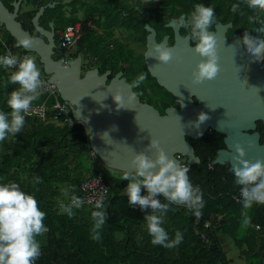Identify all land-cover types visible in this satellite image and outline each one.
<instances>
[{"label": "trees", "instance_id": "16d2710c", "mask_svg": "<svg viewBox=\"0 0 264 264\" xmlns=\"http://www.w3.org/2000/svg\"><path fill=\"white\" fill-rule=\"evenodd\" d=\"M2 1L13 11L12 3L15 0ZM124 1L72 0L71 4L66 0H22L19 21L35 35L33 17L40 7L55 3V7L45 10L41 25L49 27L50 22H54L57 46L59 47L61 31L81 24L79 49L70 57L74 59L79 54L96 57L97 61L93 66H98L100 72L109 66L118 70V61L132 62L133 65L135 61H139L133 60L134 53L127 42L137 39L145 42L147 34L145 20L124 17L122 12L129 11ZM195 3L213 6L216 23H226L232 19L233 5L240 3V0H162L161 5L170 11L172 17L177 18L182 12L189 13ZM24 6L33 8L25 10ZM244 7L247 16L236 14L238 25L244 28L257 27L258 25L250 23L255 13L246 5ZM93 26L103 29V32L93 30ZM165 27L163 25L162 35L168 32ZM115 29H120L126 41L121 42V39L115 38ZM183 29L184 34H188V30ZM2 36L4 42L14 44V54L23 56L28 53L7 30ZM107 43H114V48L106 51L104 48ZM61 51L57 59L65 55L67 50ZM6 52L8 50L0 40V54ZM37 61L46 75L39 57ZM139 63L137 74L147 73L146 79L137 86L142 97L152 103L159 90V101L169 99V103L162 109L163 113L172 106H178L175 104V97L151 76L144 61ZM12 70L0 67V110L4 111H10L6 104L8 93L19 86L8 80ZM146 80L149 85L145 84ZM149 91H154V94H149ZM45 99V96H38L34 102ZM48 114V122H41L36 118L25 119L20 132L9 134L0 140V182L14 181L22 190L34 193L38 206L46 213L43 222L48 231L36 237L40 242L41 252L35 264H231L223 246V238L232 239L240 255L245 258L244 264H264V204L254 203L247 209L242 204H236L232 194L237 192V184L234 182L231 166L217 165L213 169L208 167V161H214L218 151L225 146L223 135L207 131L197 138H187L199 158L197 164L190 165L189 174L195 185L205 191L207 207L203 218H198L196 212L186 205L171 204L165 214L163 226L169 233V239L179 231L185 234L186 242L182 246L166 247L151 243L145 213L139 206H130L128 203L125 190L127 181L122 177L110 179L103 170L89 162L88 158L96 155L91 153L90 136L85 128L59 125L51 120L53 112ZM97 170L103 171L110 186V194L104 202L107 215L105 223L98 229L100 238L94 240L91 212L95 207H73L74 214L70 217L62 210L61 204H69L72 195L81 197L82 182L94 176ZM35 177H40L39 182H34ZM160 199L163 201L164 197L161 196ZM245 216L250 221L242 236L240 221Z\"/></svg>", "mask_w": 264, "mask_h": 264}, {"label": "water", "instance_id": "95a60500", "mask_svg": "<svg viewBox=\"0 0 264 264\" xmlns=\"http://www.w3.org/2000/svg\"><path fill=\"white\" fill-rule=\"evenodd\" d=\"M21 3L22 0H15L12 3L14 9L11 11L0 0V24L17 41L25 37L34 38L30 47L23 48L36 53L40 58L46 75L50 76V81L57 83L60 97L70 106L74 118L82 121L90 130V148L108 169L123 173L134 171L131 159L137 152H145L154 159L155 149L145 147L151 139L156 140L158 146L170 158L182 163L177 157L180 155L187 158L190 165H195L199 162L198 154L187 138L202 136L211 128L226 137L227 145L226 149L218 151L215 164H228L231 168L235 166L237 161L234 157L238 156L237 144L246 153L244 159L264 161V145L260 144L259 136L245 133L252 127L256 117L249 116L250 120L245 121L251 122L250 127L240 126L234 120V115L240 116L233 108L235 75L232 64L236 58L234 54H246L247 49L241 48L243 45L239 35L231 40L226 37V32L232 24L218 23L217 31L212 32L220 42L219 56L223 68L221 78L217 82L204 80L199 83L193 80L192 73L202 58L194 51L191 40L181 35L180 27L175 25V19L167 24L175 33L174 45L170 46L173 55L167 63H161L154 57H146L154 43L169 46V36L158 42L156 31L149 25L146 26L149 33L145 54L147 68L151 76L173 94L180 104V108H169L165 115H161L154 106L141 102L130 84L122 78L121 72L108 82L110 71L100 74L97 68H93L83 73L81 54L69 61H66L65 57L57 59L54 22H50V29L41 25L45 10L55 7L56 4L39 8L32 19L36 31L33 35L19 21ZM239 59L241 63L246 61L253 69L238 73L237 77H264L259 68V61L254 60L252 56L238 57V63ZM252 83L256 84L253 80ZM116 93L121 96L117 106L113 99ZM193 97H197L200 103L196 104ZM201 113L210 116L211 122L204 124L203 121H198V115ZM240 187L237 184V190H240Z\"/></svg>", "mask_w": 264, "mask_h": 264}, {"label": "clouds", "instance_id": "9594fccd", "mask_svg": "<svg viewBox=\"0 0 264 264\" xmlns=\"http://www.w3.org/2000/svg\"><path fill=\"white\" fill-rule=\"evenodd\" d=\"M245 5L255 13L250 23L258 25L253 29L260 36H253L249 32L241 44L248 48L254 60L264 61V0H240V3L233 5L232 12L247 16ZM174 21L177 28L184 27L188 30L187 38L195 42L194 51L202 58L193 70V80L197 83L204 80L217 82L223 68L219 56L220 42L210 32V26L216 23L214 7L195 3L189 13H180ZM33 39L25 37L18 40L17 44L27 48L31 46ZM172 55L170 46L154 43L146 57H154L161 63H167ZM0 67L13 69L8 80L19 85L8 93L6 104L10 111L0 110V140H3L9 134L20 132L24 127L25 115L31 102L40 95L43 81L36 59L30 55L21 57L11 51L0 54ZM146 75L145 72L138 73L130 87L140 85ZM113 99L117 106V102L121 100L120 94H114ZM198 121L207 124L211 122V117L201 113ZM145 147L155 149V158L145 152H137L131 159L134 171L125 172L123 175V179L127 181L125 190L128 203L130 206H139L145 213L144 219L152 244L182 246L186 242L185 234L177 231L169 239V233L163 226L165 214L171 204L178 202L195 211L198 218H203L207 207L206 193L193 182L189 166L170 158L156 140L151 139ZM236 152L238 156L234 159L237 163L231 168V172L234 182L241 186L243 207L247 209L254 203L264 204V161L244 159L246 153L239 144L236 145ZM39 180L40 177L34 178V182ZM161 196L164 197L163 201ZM104 200L105 196L101 194L96 200L95 210L91 212L94 240L100 238L98 229L106 220ZM82 203L80 197L72 195L70 203L61 204V208L71 217L74 214L73 207H79ZM45 216L46 213L38 206L34 193L22 190L14 181L0 182V264H35L41 252V245L36 237L48 231L43 222ZM249 221L250 218L245 216L243 222L248 224Z\"/></svg>", "mask_w": 264, "mask_h": 264}, {"label": "flooded vegetation", "instance_id": "af4514ba", "mask_svg": "<svg viewBox=\"0 0 264 264\" xmlns=\"http://www.w3.org/2000/svg\"><path fill=\"white\" fill-rule=\"evenodd\" d=\"M122 1H124V0H122ZM124 2H126V4H127L126 9L129 10L128 12H122L123 15H125L124 16L125 18L137 20V21L140 19L145 20L146 21L145 26L149 25L150 27H152L156 31V39L158 42H161L165 36H169V46L174 45L175 33H174V30L172 28L167 26V24L172 19H175V17H172L170 11L161 5L162 0H128V1H124ZM135 10H139V12H136ZM218 23H222L224 25L229 24V23L232 24V26L230 28H228V30L226 32V37L229 40H231L234 36L239 35L241 38V42H242V40L246 37V35L249 32H251L253 34V36H256V35L258 37L260 36V33L258 31H256L255 29H253L252 27L244 28V27L239 26L238 25L239 21L237 20L235 13H233V16H232V19L230 20V22H226V23L217 22L213 27L210 26V32L217 31L216 25ZM163 25L164 26L166 25L165 28H168V32L165 33L164 35H162V32L164 31ZM80 26H81V24H80ZM44 27L46 29H50V27H46V26H44ZM92 29L97 30L99 33L103 32V29H97L96 26H93ZM183 30H184L183 27H180L181 35L183 37H186L188 34H184L185 31H183ZM54 31H55L54 38H55V44H56L55 51L58 53V56H59V48H58L57 43H56L57 31L55 30V27H54ZM58 33L60 34V32H58ZM148 34L149 33L147 31L145 42L140 41L139 39L134 40V41L130 40L127 42L129 44L128 45L129 49L132 50V52L134 53V58L132 57L133 60L137 59L140 62L144 61L145 64H146L145 54L147 52V36H148ZM80 37H81V34H80ZM115 38L121 39V42L126 41L123 39V34L120 31V29H115ZM194 43H195L194 41H191V45L193 47H194ZM74 45H76L77 49L72 54H70V56L77 53V51L79 49L77 42ZM113 48H114V43H111V44L107 43V45H105L104 49L106 51H109V50H112ZM241 48L247 49L246 54H243V53L236 54L235 53L234 55L236 58L234 57L235 59H234L233 64H232V70H233V73L235 75V77L233 78V80L235 81V86H234L235 94L233 97V104L235 107H233V108H235L234 112L240 116V117H238L237 115H234L235 116L234 120L236 122H238V124L240 126L243 125L244 127H250L251 122H245V121L250 120L249 116L250 117H256V119L252 123V127H250V129L246 130L245 133L248 135H254V134L258 135L260 144L264 145V77L262 78L259 76H254V77L253 76H249V77H247V76L237 77L236 76L238 73L245 72L246 70H248L247 72H249V70L252 71V69H253L251 65H247L246 61H245V63H241L240 59H239V63L236 61V59L238 57L241 58L243 56H250V57L252 56L247 47L242 46ZM65 56H66V54L61 56V58L65 57ZM82 57H83V55H82ZM96 61H97L96 57H93V58H91L90 56L85 57V62L83 61V73H85L87 70L93 69V68H97L100 72V68L98 66H93V63ZM139 61H138V63H139ZM259 62H260V65H259L260 71H261L262 75H264V61H259ZM239 64L241 65V68H240ZM89 65H90V67H88ZM138 67H140V63H139ZM118 68L119 69L116 70V69L112 68V66H109L106 70H104L103 72H100V74H104L105 72L110 71L111 74L108 76V82H109L111 79L114 78V76L116 74L121 72L122 78H125L126 81L131 85V82L135 79V77L137 76V72H138L136 62H134V65H133L132 62L130 63V62L118 61ZM256 68H258V67H256ZM252 80H253V82H256V84L252 83ZM237 81H240V83H238ZM247 81H250V82L248 83ZM259 82H261V83L259 84ZM132 88H133L134 92L140 97L141 102L154 106L160 112L161 115L166 114V113H163L162 109L165 107V105H167L169 103L168 98H166V101L163 102V101H159L157 99L159 97H155L154 101L152 103H150L146 97H142V94L137 91V88H138L137 86L132 87ZM149 94L153 95L154 91H149ZM193 100L196 104L200 103V100L197 97H193ZM175 104H178V106L175 105V106H172L171 108H180V104H179L176 97H175ZM259 116H261V117H259ZM209 131L217 132L216 130H214L212 128L209 129ZM217 133H219V132H217ZM221 135H223V134H221ZM223 137H224V141H225L226 137L224 135H223ZM226 148H227V145L225 143V146L222 147L220 150L226 149Z\"/></svg>", "mask_w": 264, "mask_h": 264}, {"label": "built area", "instance_id": "2783aa9c", "mask_svg": "<svg viewBox=\"0 0 264 264\" xmlns=\"http://www.w3.org/2000/svg\"><path fill=\"white\" fill-rule=\"evenodd\" d=\"M3 29H4V26L0 24V40L3 42L7 50L12 52V48H15V46L12 43L7 44L6 42H4L3 36H2ZM80 34H81L80 24L66 27L65 30L61 31V34H60L61 38H60V43L58 47L59 51L61 50L65 51V50L70 49L80 38ZM39 67L41 70V66ZM41 80L43 81V84H42V90L40 92L39 97L45 96L46 99L38 103H35L34 101H32L29 111L25 115V119L36 118L40 120L41 122H48L49 120L48 113L51 111L53 112L52 117H51V120L53 122L59 125H67L69 127L83 126L88 136H90V130L85 126V124L82 121L77 120L73 117L70 106L66 102L60 99V94H59V90L57 87V83L50 81L49 77L44 75L42 71H41ZM91 153L92 155H95L92 150H91ZM177 157L182 161V164H186L190 167V164L185 158H183L180 155H178ZM214 161L213 160L208 161L209 162L208 167L210 169H213L217 165L214 163ZM81 191L82 192H81L80 198L83 201V203L81 204L83 206H94L95 207L96 200L101 194L105 196V200H104L105 202L108 199L109 194H110V186L108 185V183L106 182L104 178L103 171L97 170L94 176L84 180L81 184ZM232 199L234 200L236 204L238 205L242 204L240 190H237L236 193L232 194ZM206 226L209 227V224H207ZM257 229L259 230L260 227L258 226Z\"/></svg>", "mask_w": 264, "mask_h": 264}, {"label": "rangeland", "instance_id": "374dc122", "mask_svg": "<svg viewBox=\"0 0 264 264\" xmlns=\"http://www.w3.org/2000/svg\"><path fill=\"white\" fill-rule=\"evenodd\" d=\"M66 2H67V3H71L72 0H66ZM71 4H72V3H71ZM31 8H33V6H30V7H28V6H24V9H25V10H26V9H31ZM69 10H70V9H69ZM69 10H68V11H69ZM44 20H45V18H44ZM2 33H3V35L6 34V30H5V28L3 29ZM35 33H36V31H35ZM117 37H118V36H117ZM77 45L79 46V41H77ZM76 49H77V48H76V45H74V46H72L70 49H68V50L66 51V56H65V57H66V60H67V61H69V60L72 59V58L70 57V54H72ZM26 55H30V56L35 57L36 62H38V61H37L38 56H37L36 53H33V52L28 51V53H27ZM57 56H58V53L55 52V57H57ZM83 61L85 62V57H84V56H83ZM135 62H136V65H137L138 61H135ZM37 66L39 67L38 64H37ZM39 68H40V67H39ZM41 71L43 72L42 68H41ZM47 76L49 77V75H47ZM145 84H148V85H149V83H148L147 80L145 81ZM156 89H158V88L156 87ZM160 92H161V91H159V90L156 91V95H157V97H158V95L161 94ZM162 94H163V93H162ZM88 159H90L89 162H91V164H92L94 167H98L99 169L103 170V171L105 172V174H107V176H108L110 179H113V178H116V177H122V178H123V175H124L123 172H118V171H114V170L108 169L106 166H104V165L101 163L100 160L97 159V157H92V156H91V158H88ZM89 209H90V208H89ZM243 220H244V218L241 219V221H240V234H241L242 236H243V234L245 233V229H246V227H247V224H245V223L243 222ZM223 242H224V248H225L226 252L228 253L229 258L231 259V262H232L231 264H244V262H245V258L242 257V256L240 255V251H239L238 247L235 246V244H234V242L232 241V239H230V240H229V239H228V240H223Z\"/></svg>", "mask_w": 264, "mask_h": 264}, {"label": "crops", "instance_id": "0c3cea01", "mask_svg": "<svg viewBox=\"0 0 264 264\" xmlns=\"http://www.w3.org/2000/svg\"><path fill=\"white\" fill-rule=\"evenodd\" d=\"M228 239L230 240V238H223V240H228ZM223 246H224V242H223ZM244 263H245V262H244Z\"/></svg>", "mask_w": 264, "mask_h": 264}, {"label": "bare ground", "instance_id": "6f19581e", "mask_svg": "<svg viewBox=\"0 0 264 264\" xmlns=\"http://www.w3.org/2000/svg\"><path fill=\"white\" fill-rule=\"evenodd\" d=\"M217 166V165H216Z\"/></svg>", "mask_w": 264, "mask_h": 264}]
</instances>
